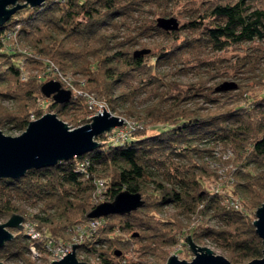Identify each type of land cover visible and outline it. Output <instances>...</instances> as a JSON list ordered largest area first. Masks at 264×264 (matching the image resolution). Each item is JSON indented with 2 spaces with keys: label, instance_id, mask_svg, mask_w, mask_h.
Returning a JSON list of instances; mask_svg holds the SVG:
<instances>
[{
  "label": "trees",
  "instance_id": "obj_1",
  "mask_svg": "<svg viewBox=\"0 0 264 264\" xmlns=\"http://www.w3.org/2000/svg\"><path fill=\"white\" fill-rule=\"evenodd\" d=\"M164 15L176 17L174 27L157 24ZM155 36L161 39L152 48L134 53L140 37ZM9 37L32 51L2 48ZM261 40L264 0H43L14 10L0 24V99L11 98L20 108L1 109L0 126L8 120V128H23L31 110L39 113L40 107L32 108L36 100H47L48 110L79 125L96 108L87 98L134 126L121 140L113 127L97 134L98 145L82 154L28 168L16 178L0 177V217L17 212L40 232L29 238L25 227H10L0 258L24 257L28 243L45 250L77 223L84 226L75 252L94 264H161L175 244L187 256L186 234L219 247L229 264L258 257L261 242L251 220L264 200V91L249 93L242 83L215 97L212 87L203 86L205 76L180 82L156 66L176 60L178 70L196 68L210 63L207 52ZM38 65L50 67L69 90L67 100L54 102L41 93V79L30 73ZM261 77L257 72L250 82L262 83ZM140 93L146 95L143 104ZM196 96L214 101V109L196 104ZM82 158L87 163L78 170ZM98 178L102 198L127 190L139 193L141 204L88 217ZM225 197L237 206H225ZM17 201L41 206L26 214ZM169 205L173 212L156 215ZM90 219L96 224L87 228Z\"/></svg>",
  "mask_w": 264,
  "mask_h": 264
},
{
  "label": "water",
  "instance_id": "obj_2",
  "mask_svg": "<svg viewBox=\"0 0 264 264\" xmlns=\"http://www.w3.org/2000/svg\"><path fill=\"white\" fill-rule=\"evenodd\" d=\"M43 0H0V24L3 23L17 8L38 5ZM156 22L163 28L175 26L173 17H159ZM143 48L134 53L146 52ZM45 97L54 102H62L69 98V90L60 87L57 80L48 79L39 86ZM102 108V106H101ZM124 123V118L110 113L102 108L88 116V120L70 127L58 118L54 112L46 111L34 119L26 122L23 129L16 135L4 134L0 131V177L16 178L28 168L48 166L57 160H64L82 154L96 145L95 136L109 132L113 127ZM141 197L137 192L120 190L110 200H102L93 205L87 212L88 217L102 216L107 213L127 212L141 204ZM22 216L11 213L0 222V246L12 237L10 227L21 229ZM255 234L260 238L261 250L258 257L246 260L242 264H264V200L253 209L251 220ZM183 242L191 253L189 260L177 258L171 253L163 264H229L226 257L214 253L205 245H198L188 234ZM78 243H72L70 249L61 257L49 260L46 264H88L78 260L75 248ZM0 264L2 262L0 261Z\"/></svg>",
  "mask_w": 264,
  "mask_h": 264
},
{
  "label": "rangeland",
  "instance_id": "obj_3",
  "mask_svg": "<svg viewBox=\"0 0 264 264\" xmlns=\"http://www.w3.org/2000/svg\"><path fill=\"white\" fill-rule=\"evenodd\" d=\"M161 17H173L175 19V24H176V17L173 15H164ZM136 18H138V16H136ZM178 21H179V19H178ZM126 22H128V24L132 25V23H134L135 20H134V18L129 19V20L127 19ZM123 28L124 27H122V26H121V28L119 27L117 33L120 34L121 31H123ZM160 39L161 38H158L156 36L153 38L140 37L139 38L140 43L135 44V46L133 48H134V50H140L143 48L149 49L152 46V42L157 41V40L159 41ZM4 42H6V44H5V46H2V48L6 47L8 45H9L8 47H10V45H13V46H16V51H19L20 54L24 51L29 52V53H30V51H32V50H30V48L24 47L23 44H20L19 41H16L17 44L16 43L11 44L13 42L11 37H9L8 40H6ZM141 53H145V52H141ZM207 55L209 57L210 63L207 65H201L200 67H196V68L195 67L194 68L193 67L192 68L183 67L182 69L178 70V68L176 66L179 65L180 63H178L176 60H173L174 61L173 63H168V62L159 63L156 66V69L158 71H162V72L167 71L168 73L171 74L172 78H174L175 80H178L180 82L181 81H184V82L189 81V82L194 83V79L197 76L196 74H200L202 76H205V78H207V79L203 83L204 84L203 86L212 87L213 90H212V92H210V94H211V96H215V97L223 96L224 94L235 90L237 88L236 87L237 84H242V83L249 84L248 90H247L249 93H251V92L261 93L264 91V40H261V42L259 41L258 43L257 42L250 43V42H246V41L240 42V43H237L234 45H229L228 47L221 49V50H218V51L207 52ZM243 60H247L248 62L247 63L242 62ZM257 65L259 66V68H257ZM261 67H262V69L260 70ZM43 71H44V73H43ZM65 72L68 73V71H65ZM257 72H259V75L262 76L261 77L262 83H259V84L255 83L253 85L250 82V80L254 79L252 77H254V74ZM30 73H32V74L36 75L38 78H40L41 83L48 80V79L55 80V78L53 77L54 75L50 71V67L45 68L44 65H38V67L32 68ZM199 85H200L199 87L202 89V84H199ZM197 87H196V89H198ZM203 90L205 91L207 89H203ZM144 95H145L144 93H140L136 97L139 101L138 103L143 104V100H145L143 98L146 96V95L145 96ZM195 95L196 94H194V96ZM192 98H193L192 101L196 102V104L202 105L203 109L204 108H207L209 110L214 109V107H213L214 101L213 102L203 101L201 96H196V97H192ZM46 101H43V100L37 101L36 100V102L34 103L32 108L33 107L36 108L37 106L40 107V108H38L39 113L35 114L34 111L31 110L28 113V120L34 119L46 111L53 112L52 110H48V107L46 105ZM189 104L191 105V103H189ZM96 105H98V104H96ZM138 105H140V104H138ZM0 106H1L0 110L3 108H8L10 110L11 109L16 110V109L20 108V104H18L17 101L14 102L11 98L0 99ZM98 109L101 110V108H98ZM106 110H108V109H106ZM109 112L123 117L122 115H120V113H118V111H116V112L109 111ZM92 113L87 114V120H88V116H90V114H92ZM58 118H60V117H58ZM61 120H63V119H61ZM63 121L65 122V120H63ZM8 123H9V121L7 120L5 125H7ZM66 124L70 127L76 126V125L71 126L68 123H66ZM5 125L0 126V131L4 134H8V135H16L23 129V128H20V129L19 128H13V127L8 128ZM151 131H152V129H150L147 126L146 132H151ZM226 153H222V155H226ZM210 158L211 157L206 156L204 159L208 160ZM219 169H220V171L222 170V168H219ZM101 196H102L101 194H98V197H97V195L96 196L90 195L89 201L96 204L102 200H106V199L102 198ZM17 203L20 204V206L24 209L26 214H31V213L37 212L41 206L40 204H38L39 202L26 203L23 201H17ZM171 212H173V209L169 205L168 207H163L161 209V212H159V214H156V215L164 217L165 215H167L168 213H171ZM6 218L0 217V222L4 221ZM181 218H183V217H181ZM29 221H32V220H29ZM21 224L23 227L24 226L23 222H21ZM76 225H83V224L77 223L74 226H76ZM74 229L71 231L70 228L67 227L65 229L64 236L59 238L55 243L51 242L50 243L51 246L49 248H46L45 250L36 249L32 243H28V250H27V252H25L24 257L0 258V261L2 262V264H46L49 260L55 259V257H54V246L55 245L62 243V245H69L67 247L70 248V245L72 243L77 242V241H73L71 243L72 236L75 234ZM39 235H40V232H38V236ZM29 238H30V236H29ZM196 244L205 245V246L209 247L212 250V252L221 254L225 257V252L223 250H221L219 247H217L215 245L210 244L207 241H203V243H196ZM167 250H168V252H167L166 257L169 254L173 253L179 259L183 258V259L189 260V258L191 256L190 252H189L190 254L187 256L181 255L180 253L183 252L184 250L182 249V247L179 244L169 246ZM75 256L77 258L79 256V254H76V252H75ZM91 260L93 261L92 258H89V260H87V261L90 262ZM164 261H165V258L162 260L161 264H163Z\"/></svg>",
  "mask_w": 264,
  "mask_h": 264
},
{
  "label": "built area",
  "instance_id": "obj_4",
  "mask_svg": "<svg viewBox=\"0 0 264 264\" xmlns=\"http://www.w3.org/2000/svg\"><path fill=\"white\" fill-rule=\"evenodd\" d=\"M87 101L90 102V104H94L95 105L96 108H95V111L93 113L100 111L98 108H101V106H102V108L105 109V107L101 103H95V102L93 103L89 98H87ZM96 104H98V105H96ZM135 125L139 126V122H137ZM133 126H134V124H133L132 121H125L124 120V123H122L120 126H115L114 127V129H115L114 132H113L114 138L117 139V140H121L124 137V135H125L126 129L128 127H133ZM86 163H87V159L86 158H82L81 160L78 161L76 168L78 170H82L83 166ZM96 182L98 184V187H96V192L98 194H101V189H103L102 181L98 178V179H96ZM222 203L225 206H232V207H236L237 206V201L236 200L229 199V198H226V197L222 200ZM23 224H24L23 227H25L26 233L30 236V238H35V237L38 236V232L36 230H34L32 228V226L28 222H24ZM95 224H96V220L95 219H90V220L87 221V223H85V226L87 228H89V227L94 226ZM83 226H84V224L75 226V229H74L75 230V234L72 236L71 243L73 241H78V240H80L82 238ZM87 228H85V230ZM45 246H46V244H45ZM67 246H69V245H62V243H59V244L54 246V257H55V259L61 257V255L65 254L70 249ZM47 248H49V247H47ZM77 258H78V260H84V259L81 258V255H79ZM84 261H86V260H84ZM86 262H88V261H86ZM88 263L89 264H94L95 262H94V260L93 261L91 260Z\"/></svg>",
  "mask_w": 264,
  "mask_h": 264
}]
</instances>
